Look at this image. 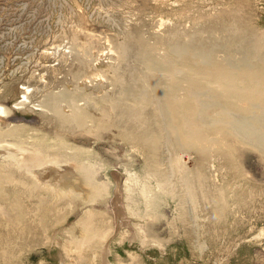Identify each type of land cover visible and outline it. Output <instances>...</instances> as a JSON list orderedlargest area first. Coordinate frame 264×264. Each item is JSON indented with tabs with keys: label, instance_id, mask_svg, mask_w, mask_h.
<instances>
[{
	"label": "rangeland",
	"instance_id": "rangeland-1",
	"mask_svg": "<svg viewBox=\"0 0 264 264\" xmlns=\"http://www.w3.org/2000/svg\"><path fill=\"white\" fill-rule=\"evenodd\" d=\"M261 68L264 0H0V264H264Z\"/></svg>",
	"mask_w": 264,
	"mask_h": 264
},
{
	"label": "bare ground",
	"instance_id": "bare-ground-1",
	"mask_svg": "<svg viewBox=\"0 0 264 264\" xmlns=\"http://www.w3.org/2000/svg\"><path fill=\"white\" fill-rule=\"evenodd\" d=\"M151 48V47H150ZM137 57V56H136ZM140 57V56H139ZM144 59V58H143ZM146 60V59H145ZM145 60H143V61H145ZM153 60V59H152ZM164 61V60H163ZM162 61V62H163ZM164 63H166V62H164ZM143 64H144V62H143ZM149 63L147 62V61H145V64L144 65H148ZM163 64V63H162ZM167 64V63H166ZM165 65V64H164ZM207 65L208 66H213V67H215V66H217L218 65V63L216 62V61H214L213 59H212V57H210L208 60H207ZM230 66V65H229ZM164 67V66H163ZM154 66H149V67H146L145 68V70L147 71V72H154V73H157V75H156V77H155V80H156V82L157 83H159V85L156 87V90H155V85H154V83L152 82V81H150V82H143V84L142 85H138V86H130L129 87V89H132V91H134V92H136V90L137 91H141V93H144V91H146V90H153V92H155V93H158V91H159V93L157 94L158 96H156V99L155 100H153L152 98L149 100V102H153V105L154 104H156L157 106H155V107H157L158 109H160L161 110V113H162V109L161 108H164V109H166L165 107H162L159 103H158V101H159V99L160 100H162V99H167V101H168V103L166 104V106L168 107H172L173 108V113H181L182 114V116L183 115H187V114H189L190 116L194 113V108L192 107V103H188V104H186L185 106H181V107H178L177 106V104H176V102H178V100H181V98H182V92L184 93V97L186 98V99H188V100H190V99H192V98H195V97H197V96H205L204 94L205 93H203V94H201V93H196L198 90H195V85H193L192 83H190V81H188V80H184V79H181V78H178L177 77V75H178V73H177V71H172V70H164V69H159L160 68V66H157V67H155L154 69ZM171 68H172V66H171ZM178 68V67H177ZM195 70V68L193 67V66H191V67H189V69L187 70V79H189V78H191L192 77V73H190L191 71H194ZM195 72V71H194ZM251 72V73H250ZM180 73V72H179ZM182 75L181 76H183V73H181ZM220 72L219 71H213L212 70V75H215L216 76V79L220 82V86H225L227 83H229L230 81H229V79H226L225 77L223 78V77H220ZM241 74H244V73H241ZM179 76V75H178ZM191 76V77H190ZM144 79V78H143ZM262 79H264V69L263 68H261V69H258V70H255V71H249V72H247V80H246V82L244 83V84H246V83H249V82H254V81H256V80H262ZM145 81V80H144ZM88 82V81H87ZM164 82H166L167 84H166V86H160V85H162V83H164ZM90 84V83H89ZM22 88H25V90H26V88L27 87H22ZM30 90V89H29ZM155 90V91H154ZM26 92H28L29 93V91H26ZM26 92H25V94H26ZM138 93V92H137ZM57 94V93H56ZM134 94V93H133ZM196 94V95H195ZM59 95V94H58ZM195 95V96H194ZM131 97L133 96L132 94L130 95ZM126 97H128V96H126ZM237 98V93L236 92H231L229 95H228V98ZM240 97H242V95H240ZM132 99V98H131ZM146 100V99H145ZM121 101H123V100H121ZM179 103V102H178ZM207 105H209V107H212V106H214V105H212V104H210V103H206ZM32 105V104H31ZM158 109H156V110H158ZM4 112V111H3ZM171 112V111H170ZM1 113V112H0ZM156 113H157V111H156ZM160 114V113H159ZM159 114H157V116L159 115ZM196 114V117H202V121H206V120H209L210 121V116H209V119L207 118V119H205V118H203V116H201L202 114H201V112L199 111V112H197V113H195ZM163 115H165V114H163ZM161 116H159V117H157V120L159 121V122H162V124L163 125H166V123L168 122L167 121V117H164L163 116V118H160ZM158 118H160V119H158ZM152 120V119H151ZM182 120L186 123V124H189L188 123V121H187V119H186V117H183L182 118ZM190 120V119H189ZM199 119H196L195 121H198ZM171 121V120H170ZM185 124V125H186ZM192 124V123H191ZM162 125V126H163ZM150 127V125H147V127L145 126V125H143V128H142V130H150L151 128H149ZM151 127H152V125H151ZM166 127V126H165ZM165 129V128H164ZM21 151V150H20ZM19 151V152H20ZM3 152V151H2ZM23 153V152H22ZM8 154V153H7ZM13 157V156H12ZM38 166V165H37ZM27 168H25V174H29V173H31V166L30 165H27L26 166ZM42 168V167H41ZM49 168H50V166H49ZM47 169V168H46ZM51 171V170H50ZM50 171H48V172H50ZM20 172V171H19ZM42 172H43V169H42ZM42 172H40L39 174H41ZM44 173H45V170H44ZM43 174V173H42ZM41 174V175H42ZM49 174V173H48ZM66 174V173H65ZM64 174V175H65ZM44 175V174H43ZM54 175H55V173H54ZM54 175H52L53 177H54ZM59 175V174H58ZM40 176V175H39ZM46 176V175H45ZM50 176V175H49ZM47 177H48V175H47ZM53 177H48V178H50V181L53 183L56 179L55 178H53ZM44 178V177H43ZM61 179H65V177L64 176H62L61 177ZM40 180V179H39ZM42 180V179H41ZM45 181H46V177H45ZM39 182V181H38ZM62 182V181H61ZM56 183V182H55ZM67 185V184H66ZM64 186L65 188H67L68 189V185L67 186ZM105 253L103 254V255H101V256H103V264H108V260H107V256H108V254H109V252L110 251H108V249H106L105 251H104Z\"/></svg>",
	"mask_w": 264,
	"mask_h": 264
}]
</instances>
